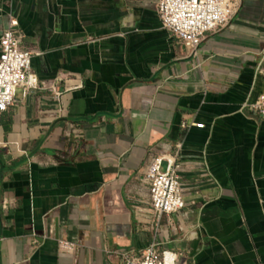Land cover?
<instances>
[{"label": "crops", "instance_id": "crops-1", "mask_svg": "<svg viewBox=\"0 0 264 264\" xmlns=\"http://www.w3.org/2000/svg\"><path fill=\"white\" fill-rule=\"evenodd\" d=\"M155 4L0 0V37L18 21L39 82L0 112V264H122L154 240L178 264H264V118L241 109L264 91V0L196 55ZM154 156L185 201L158 219Z\"/></svg>", "mask_w": 264, "mask_h": 264}, {"label": "built area", "instance_id": "built-area-1", "mask_svg": "<svg viewBox=\"0 0 264 264\" xmlns=\"http://www.w3.org/2000/svg\"><path fill=\"white\" fill-rule=\"evenodd\" d=\"M241 0H156L155 11L169 35L175 38L189 55H196L201 42L221 31L238 13ZM33 53L21 45L18 21L10 18L7 29L0 37V112L12 106L16 93L39 88V82L31 69ZM264 79V67L259 69ZM59 97V94H55ZM242 110L253 112L264 118V91L254 103L246 101ZM187 128V124L181 125ZM191 126L204 129L203 123ZM165 170L162 171L163 164ZM143 182L148 186L151 210L160 218L163 214L176 213L185 207L183 186L178 167L171 159L152 157L144 169ZM58 249L71 253L75 244L60 240ZM179 254L162 249L152 241L137 255H123L122 264H178Z\"/></svg>", "mask_w": 264, "mask_h": 264}, {"label": "rangeland", "instance_id": "rangeland-1", "mask_svg": "<svg viewBox=\"0 0 264 264\" xmlns=\"http://www.w3.org/2000/svg\"><path fill=\"white\" fill-rule=\"evenodd\" d=\"M165 170V165H163V167H162V171H164Z\"/></svg>", "mask_w": 264, "mask_h": 264}]
</instances>
